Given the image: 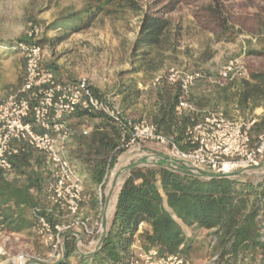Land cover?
<instances>
[{"label":"trees","instance_id":"trees-1","mask_svg":"<svg viewBox=\"0 0 264 264\" xmlns=\"http://www.w3.org/2000/svg\"><path fill=\"white\" fill-rule=\"evenodd\" d=\"M140 1L88 0L82 9L62 16L55 25H68L75 31L89 26L101 13L127 7L134 13H141L133 51L154 50L168 43L170 20L167 15L180 6L192 8L191 15L197 27L211 33L217 41H234L238 33L235 26L242 25V18L232 11L235 0H146V11L141 9ZM242 3L252 8L256 16H264V0H242ZM32 43L27 36L16 42L0 40V48L16 53L20 52L19 44ZM6 53L0 50V57ZM147 55V52L141 54L142 58ZM247 55L264 57V52L249 50ZM17 61L24 70V58L21 56ZM42 67L52 71L57 69L52 64H43ZM142 68L140 63L122 75H135ZM246 69L247 79L233 80L214 88L208 96L191 93L190 102L200 111L206 105L209 109L221 106L227 117H231V111H237L243 117L250 116L264 104V59L258 63L248 62ZM137 85L136 79L122 76L114 92L131 121L142 120L133 115L142 94ZM153 94L155 104L149 113L150 122L158 132L184 149L185 128L200 114H187L177 109L178 86L162 83L155 87ZM76 117L82 123L94 126L84 144L87 151L101 156L85 182L87 188L92 189L101 182L107 166H112L121 153V150L115 151L119 146V130L107 118L97 114L78 112ZM263 128L264 116L253 127V133L257 134ZM94 144L96 147L92 149ZM33 156V151L26 149L11 159L20 180L9 181L0 170V237L29 232L35 223L36 217L31 210L40 204V200L32 195L30 189L40 190L45 177L31 167L29 161ZM34 160L40 165L38 156ZM92 200L95 206L96 202ZM139 222L145 223L138 235L144 250L155 248L159 255L179 253L188 258L193 245L191 238L183 233V228L195 226L207 230L210 238L214 239L210 244L212 255L216 257L212 264H264V175L256 182L200 179L161 166L133 167L118 193L101 248L88 259L77 258L91 264H130L133 255L131 245ZM66 251V256L75 255L71 242H68Z\"/></svg>","mask_w":264,"mask_h":264},{"label":"built area","instance_id":"built-area-1","mask_svg":"<svg viewBox=\"0 0 264 264\" xmlns=\"http://www.w3.org/2000/svg\"><path fill=\"white\" fill-rule=\"evenodd\" d=\"M40 33L39 27L32 26L26 36L33 43L19 44L25 60L23 80L0 101V170L7 180H20L11 159L26 149L38 154L40 165L34 162L32 167L42 173L45 181L40 190L30 189L40 200L31 210L36 217L31 230L42 251L19 250L8 258V264H59L66 258L68 242L79 258L88 259L97 252L108 230L105 198L109 189L116 186L119 191L121 186L116 179L121 168H126L130 175L133 167L161 166L200 179L245 181L251 178L252 182L264 175V128L253 133L258 114L231 118L220 109L197 110L189 100L197 84L217 88L233 80L247 79V70L240 58L226 60L212 74L171 66L152 80L153 87L162 83L178 86L177 109L200 114L185 128L182 149L158 132L150 121H131L116 97L97 94L87 80L62 81L52 70L43 68L44 48L34 41ZM138 87L141 91L148 88L141 84ZM259 110L264 113L262 107ZM78 112L107 118L118 127L120 136L115 151L121 150V153L112 166H107L101 182L91 193L85 189L84 177L68 154L73 136H87L94 131L91 127L68 124ZM149 143L156 144L161 154L145 149ZM121 155L125 156L123 161H120ZM92 198L96 210L87 213L83 204ZM144 227L145 223L139 222L136 234ZM136 234L130 264H188L179 253L159 255L155 248L144 250ZM209 243L212 245L214 239ZM0 254L4 255L1 248Z\"/></svg>","mask_w":264,"mask_h":264},{"label":"rangeland","instance_id":"rangeland-1","mask_svg":"<svg viewBox=\"0 0 264 264\" xmlns=\"http://www.w3.org/2000/svg\"><path fill=\"white\" fill-rule=\"evenodd\" d=\"M87 1L0 0V40L16 42L25 38L32 26L39 27L41 33L34 41L43 46V64L55 66L57 69L53 72L59 80L85 79L96 92L114 96L119 101L114 92L122 76L136 79L138 84L148 86L142 91L138 87L142 94L133 114L137 118L150 121L149 113L155 104V87L151 86V82L171 66L185 70L201 69L212 74L230 58H240L245 68L248 62L258 63L264 59L247 55L249 50L264 52V16H256L252 8L243 6L242 0H235L232 6L235 16L242 18V25L235 26L238 33L232 42L217 41L211 33L197 27L191 15L192 8L180 6L167 15L170 20L168 43L154 50L144 48L137 51H133V43L139 30L141 13H134L127 7L101 13L89 26L75 31L68 25H55L62 16L82 9ZM139 3L141 9L146 11V0ZM0 50L7 52L0 57L1 101L19 87L24 70L17 61L21 57L20 52L13 53L6 48ZM142 52L148 55L142 58ZM140 63L143 67L141 72L122 75ZM213 89L208 84L200 83L193 87L192 94L208 96ZM260 107L264 111V104ZM260 107L254 110L259 118L264 116ZM209 108L206 105L203 109ZM215 109L223 110L221 106ZM230 116L245 118L237 111H231ZM69 125L73 126L72 120ZM155 153L161 154V151ZM78 155H73L69 148L72 161ZM120 171L124 173L126 168ZM245 180L253 181L251 178ZM85 189L88 190L86 186ZM202 234L204 244L192 249L202 252L206 262L212 264L210 233ZM37 246L31 233L9 242L0 238V248L4 252V255L0 254V264H8V258L19 250L36 251Z\"/></svg>","mask_w":264,"mask_h":264},{"label":"crops","instance_id":"crops-1","mask_svg":"<svg viewBox=\"0 0 264 264\" xmlns=\"http://www.w3.org/2000/svg\"><path fill=\"white\" fill-rule=\"evenodd\" d=\"M71 120H72V123H73V127H77V128H79V127H91V128H93L94 127L93 125H87L85 123H82L76 116H74L73 118H70L68 120V124H69V121H71ZM76 121H78V122H76ZM91 134H92V132L89 135H87V136H73L71 138L69 146H68V154H69V148L73 151V155L79 154L78 158H76V160H74V161L71 160V161L78 167V169L80 170L81 174L84 177V181L85 182H86L88 174L91 172V168L94 166V164L97 161H99L101 159L100 155L93 153V151H90V152L87 151V146L84 144L85 143L84 140L85 139L88 140ZM95 147H96V144L91 145L92 149H94ZM145 147L148 150H152V151H156V152L157 151H161L160 148L156 144H153V143L146 144ZM33 155L38 156V154L36 152H33ZM88 155H89V157H88ZM35 156H33L31 158V160L29 161L31 167H32V164L35 162V160H34ZM124 159H125V156L121 155L120 161H123ZM106 171H107V168H106ZM128 176L129 175L126 173V171L123 173V172H121L119 170L116 180L119 182L121 187H122L123 183L125 182V180H126V178ZM116 180L114 179V183H115ZM85 186L87 187L86 183H85ZM96 186L97 185L93 186L92 189H88L87 191L89 193L93 192ZM121 187H120V189H121ZM120 189H119V191H120ZM119 191H118L117 187L115 186L114 188H112V190L109 189V191L107 192L108 194H107V196L105 198L106 206H107V209H106L107 228H109L111 220H112V217H113V214H114L115 205H116L117 196H118ZM92 202H93V200L84 202L83 209H84L85 212H87V213L88 212L89 213H94L95 212L96 205L93 206ZM27 233H31L32 234V230H30L29 232H21V233L10 234L9 236H1L0 238L6 239L7 242H9L11 240H17L18 238H23L24 234H27ZM183 233L185 234L186 237H190L191 238L192 245L194 247L195 246L196 247H200L201 244H204V242L202 240L203 239V234L202 233H208V231L207 230H203V229H199V228H197L195 226H191V227H184L183 228ZM139 234L140 233L136 234V236H137L136 240L137 241L139 240V238H138ZM32 236H33V234H32ZM37 244H38V242H37ZM41 251H42V248L38 245L37 249H36V252H41ZM72 256L74 258H72ZM186 260H187L188 264H210V262H206V258L204 256H202V252L195 251V249L191 250V252L189 253L188 258H186ZM64 263L65 264H91L89 262H87V263L86 262H80L79 258H77V256H75L73 254L70 255V256H66V258L64 260Z\"/></svg>","mask_w":264,"mask_h":264}]
</instances>
